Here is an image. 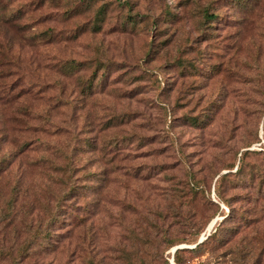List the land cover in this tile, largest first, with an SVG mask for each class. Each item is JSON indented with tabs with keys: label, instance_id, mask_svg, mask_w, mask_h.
<instances>
[{
	"label": "rangeland",
	"instance_id": "rangeland-1",
	"mask_svg": "<svg viewBox=\"0 0 264 264\" xmlns=\"http://www.w3.org/2000/svg\"><path fill=\"white\" fill-rule=\"evenodd\" d=\"M263 151L264 0H0V264H264Z\"/></svg>",
	"mask_w": 264,
	"mask_h": 264
},
{
	"label": "trees",
	"instance_id": "trees-1",
	"mask_svg": "<svg viewBox=\"0 0 264 264\" xmlns=\"http://www.w3.org/2000/svg\"><path fill=\"white\" fill-rule=\"evenodd\" d=\"M89 1H90V3H93V0H89ZM243 2L241 0H234V4L237 5L239 8H245L247 5H250L253 2V0H243ZM201 15H202L203 20L208 21V22H212L219 17L218 14L212 12L210 5L202 8ZM104 17H105V6L102 5L95 11L93 28L99 29L100 24H101L102 20L104 19ZM130 17L132 18V16H130ZM125 21H127V20H125ZM129 21L132 22V26L136 25L135 24L136 20H134L133 18ZM31 62H32L31 60L28 61L29 64ZM79 64H80L79 61L71 60L69 65L67 66V68L76 69L77 65H79ZM40 65L42 66L41 70L43 71V68L45 67V65L37 62L36 66L31 70V72L33 70H35V72L38 71ZM107 68H108V61L98 62L95 65V70L101 69L102 72H105L107 70ZM102 72H101V74H102ZM91 76L93 77L94 73H92ZM35 79L36 80L34 82L35 84H34L33 93L30 94V96H28V99L26 101H24L25 105H23V106L27 107V109L25 110L24 114L20 110V114L24 117L23 120L20 119V121L22 124H23V122L25 123V126L24 127L22 126V130H23L22 132L24 133V136H23L24 140L22 142V145L23 146L28 145V148L31 150H34V151H36L40 145H42V146L43 145H53V142L49 143L48 141H46L45 138L47 135H54V133H57V130L60 128L56 124L50 125V128H52V129H51L49 134L45 131V128H42L41 120L39 118L40 110L42 109V107L45 106V108H43V110H44V112L48 113L51 108H53V107L56 108L59 104H58V101L50 102V100H49L50 93L45 92L46 87L48 89L50 88V86L47 85V82H44V81L38 82V78H35ZM101 79H102V75L100 76V80ZM85 83L86 84H83L82 88L86 91V93H88L93 88L92 80H85ZM33 103H37V109L33 108ZM30 120L37 121V123L36 124H29L28 121H30ZM188 121L193 123L195 121H200V120H197L196 117L193 116V117L188 118ZM43 137H45V138H43ZM113 143H116V142H113ZM246 153H247V151L244 150L243 152H241L239 154L238 162H237L233 172H237V171L241 172V170H243V165L245 164L244 157H245ZM44 159H45L44 157L37 156L33 160L34 164L38 163V178H39V171L42 172L45 170L43 167V162H44L43 160ZM47 161H48V164H50V165L52 164V160L49 157H47ZM65 161H66L65 166H66V169L69 173L71 171V165H70L71 160H69L67 155H65ZM242 174H243V176L245 174L247 175V173H245V172H243ZM221 177L225 178V174H221ZM67 178L69 180V183L67 184V189L65 191L61 192L60 194L54 196L55 202H54V204L52 203L54 209H52V211H51V209L48 210L49 215H48L47 220H46L45 225H44V229H43L44 232L39 231V229H38V240H40L39 236L41 237V241L47 240V237L49 236V233L47 231H49V230H47L45 228H49V226L52 225V223H54L56 221V217H55L56 214L53 212H55V208L58 207L59 202L62 199L65 200L66 196L69 195L73 190L78 191V188L77 187L75 188L74 185L70 182L69 174H67ZM239 179H244V178L239 176ZM248 179L251 180L250 175L248 176ZM91 180H97V179L93 178ZM46 181L49 182V180H46ZM192 186L193 185H191L192 189L196 188V186H194V187H192ZM47 190L49 192L51 191L49 186H47ZM73 193H75V192H73ZM216 194H217V192H216ZM49 203H50V201L45 199V201L42 202L41 204H42V206L51 207L52 204L50 206ZM49 207H44V208H49ZM45 232L47 233V235ZM214 233H215V231L210 233L209 236L214 235ZM129 263L131 264V262H129Z\"/></svg>",
	"mask_w": 264,
	"mask_h": 264
}]
</instances>
